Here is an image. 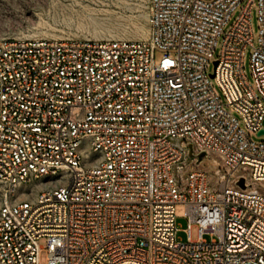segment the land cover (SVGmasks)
<instances>
[{
    "label": "built area",
    "instance_id": "obj_1",
    "mask_svg": "<svg viewBox=\"0 0 264 264\" xmlns=\"http://www.w3.org/2000/svg\"><path fill=\"white\" fill-rule=\"evenodd\" d=\"M148 9L147 40L0 37V264H264V0Z\"/></svg>",
    "mask_w": 264,
    "mask_h": 264
},
{
    "label": "rangeland",
    "instance_id": "obj_2",
    "mask_svg": "<svg viewBox=\"0 0 264 264\" xmlns=\"http://www.w3.org/2000/svg\"><path fill=\"white\" fill-rule=\"evenodd\" d=\"M237 9L227 29L240 15ZM148 0H0V37L92 40H147L149 37ZM255 34L259 33L256 10L252 13ZM141 31L146 37H140ZM219 52H216V56ZM252 49L246 55V72L253 82L251 69ZM160 56V54H158ZM214 68H212L213 70ZM264 125V122H263ZM264 141V135L254 136ZM0 187V204L2 199ZM178 237L187 239L186 206H176ZM197 237V228H193ZM211 240L209 235L205 236ZM46 246V239L40 240ZM46 261V253H42Z\"/></svg>",
    "mask_w": 264,
    "mask_h": 264
},
{
    "label": "bare ground",
    "instance_id": "obj_3",
    "mask_svg": "<svg viewBox=\"0 0 264 264\" xmlns=\"http://www.w3.org/2000/svg\"><path fill=\"white\" fill-rule=\"evenodd\" d=\"M139 35H140V37L142 38H144V37H146V32L145 31H141L140 33H139ZM149 38V37H148Z\"/></svg>",
    "mask_w": 264,
    "mask_h": 264
},
{
    "label": "water",
    "instance_id": "obj_4",
    "mask_svg": "<svg viewBox=\"0 0 264 264\" xmlns=\"http://www.w3.org/2000/svg\"><path fill=\"white\" fill-rule=\"evenodd\" d=\"M216 65H217V63H216ZM259 135L261 136V135H264V130H261L260 132H259Z\"/></svg>",
    "mask_w": 264,
    "mask_h": 264
}]
</instances>
